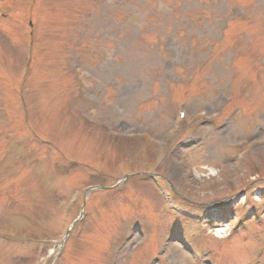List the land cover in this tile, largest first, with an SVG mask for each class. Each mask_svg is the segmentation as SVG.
Returning <instances> with one entry per match:
<instances>
[{
	"label": "rangeland",
	"instance_id": "obj_1",
	"mask_svg": "<svg viewBox=\"0 0 264 264\" xmlns=\"http://www.w3.org/2000/svg\"><path fill=\"white\" fill-rule=\"evenodd\" d=\"M142 2L0 0V264H48L76 189L131 170L56 264H264V0Z\"/></svg>",
	"mask_w": 264,
	"mask_h": 264
}]
</instances>
